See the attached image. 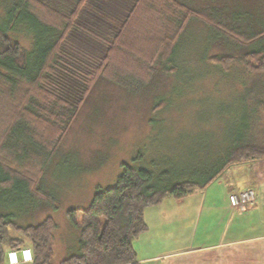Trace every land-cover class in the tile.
I'll use <instances>...</instances> for the list:
<instances>
[{"label":"trees","instance_id":"trees-1","mask_svg":"<svg viewBox=\"0 0 264 264\" xmlns=\"http://www.w3.org/2000/svg\"><path fill=\"white\" fill-rule=\"evenodd\" d=\"M207 3V8H195L180 0H73L67 12L47 0L2 5L0 103L16 104L0 126V264L8 250L24 246L32 250L31 264H53L55 219L48 214L35 223L24 220L43 212H33L38 204L58 208L54 192L38 191L40 178L97 75L111 68L114 82L130 88L149 79L157 63L173 72L191 20L207 26L211 41L220 37L242 49L208 57L222 71L238 63L250 73L264 72V0ZM15 33H23L28 45ZM253 91L248 88L246 95ZM163 105L160 99L153 109ZM259 107L264 110L261 99ZM257 158H264V143L240 130L221 149L218 163L205 172L195 169L198 174L168 180L167 169L155 173L122 162L114 185L97 188L86 207L66 209L76 241L56 264H139L132 240L146 230L145 207L165 197L182 199L229 163Z\"/></svg>","mask_w":264,"mask_h":264},{"label":"rangeland","instance_id":"rangeland-1","mask_svg":"<svg viewBox=\"0 0 264 264\" xmlns=\"http://www.w3.org/2000/svg\"><path fill=\"white\" fill-rule=\"evenodd\" d=\"M10 1L1 0L0 15L5 2ZM47 1L61 12H67L73 3ZM180 1L207 8L210 0ZM23 33L14 35L27 46V33ZM241 52L231 41L220 37L211 41L207 26L191 20L179 42L173 72L157 63L149 79L128 84L130 88L114 82L111 68L97 75L40 178L38 191L54 192L58 208L38 204L33 212L44 208L43 212L25 216V223L38 222L50 214L58 225L53 248L57 243L72 244L76 230L68 221L66 209L86 207L97 188L114 185L122 162L155 173L167 169V179L174 180L216 165L221 149L240 130L264 143V110L257 108L259 99L264 103V72L250 73L238 63L224 72L208 60L213 54ZM122 67L119 64L117 69L123 72ZM248 88L254 89L249 96ZM160 99L164 105L154 110ZM14 104L11 100L0 103V126ZM138 153L141 157L134 160ZM65 249L70 248L61 246ZM54 254L51 262L56 264L63 254L57 250Z\"/></svg>","mask_w":264,"mask_h":264},{"label":"crops","instance_id":"crops-1","mask_svg":"<svg viewBox=\"0 0 264 264\" xmlns=\"http://www.w3.org/2000/svg\"><path fill=\"white\" fill-rule=\"evenodd\" d=\"M247 187L255 191L254 204L234 211L229 191ZM143 217L146 230L132 240L139 264H264V158L229 163L192 194L145 207ZM74 246L57 243L51 259Z\"/></svg>","mask_w":264,"mask_h":264},{"label":"built area","instance_id":"built-area-1","mask_svg":"<svg viewBox=\"0 0 264 264\" xmlns=\"http://www.w3.org/2000/svg\"><path fill=\"white\" fill-rule=\"evenodd\" d=\"M255 200L256 194L254 189L251 187L232 190L228 193V201L234 211L245 210L249 206L253 205ZM29 250L31 252V259L27 260L25 259L24 253ZM10 254H15L14 261L10 259ZM6 260L8 264H16L20 261L30 263L33 260L32 251L28 246L10 249L6 252Z\"/></svg>","mask_w":264,"mask_h":264},{"label":"clouds","instance_id":"clouds-1","mask_svg":"<svg viewBox=\"0 0 264 264\" xmlns=\"http://www.w3.org/2000/svg\"><path fill=\"white\" fill-rule=\"evenodd\" d=\"M24 255H25V259H27V260H30L31 259V252H30V250L29 251H26L24 253ZM10 259L14 261L15 254H10Z\"/></svg>","mask_w":264,"mask_h":264}]
</instances>
